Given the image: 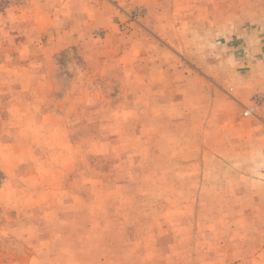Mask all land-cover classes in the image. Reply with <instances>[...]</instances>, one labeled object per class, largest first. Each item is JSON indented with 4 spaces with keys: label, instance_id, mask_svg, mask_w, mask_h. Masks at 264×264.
<instances>
[{
    "label": "rangeland",
    "instance_id": "obj_1",
    "mask_svg": "<svg viewBox=\"0 0 264 264\" xmlns=\"http://www.w3.org/2000/svg\"><path fill=\"white\" fill-rule=\"evenodd\" d=\"M0 264H264V0H0Z\"/></svg>",
    "mask_w": 264,
    "mask_h": 264
}]
</instances>
